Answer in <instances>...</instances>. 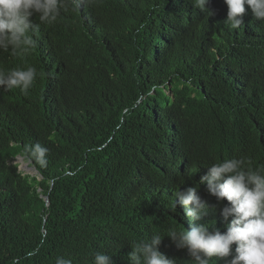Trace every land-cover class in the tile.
<instances>
[{"label": "trees", "instance_id": "16d2710c", "mask_svg": "<svg viewBox=\"0 0 264 264\" xmlns=\"http://www.w3.org/2000/svg\"><path fill=\"white\" fill-rule=\"evenodd\" d=\"M195 10L93 0L61 10L64 41L0 53V71L38 72L26 94L0 88V264H92L96 252L128 264L134 242L190 228L173 204L207 167L195 157L237 150L264 166V21L248 8L233 29ZM37 143L41 179L13 164Z\"/></svg>", "mask_w": 264, "mask_h": 264}, {"label": "clouds", "instance_id": "9594fccd", "mask_svg": "<svg viewBox=\"0 0 264 264\" xmlns=\"http://www.w3.org/2000/svg\"><path fill=\"white\" fill-rule=\"evenodd\" d=\"M92 1L0 0V53H28L38 47L42 36L53 43L64 41L63 32L57 34L61 10L73 7L81 11ZM194 6L204 12L205 23H216L217 15L224 14L225 23L239 29L248 8L255 19L264 21V0H220L218 4L194 0ZM37 76L35 67L0 71V88H19L26 94ZM47 151L37 143L25 149L24 157H18L30 166L32 159L44 166ZM245 155L236 150L231 156L195 157L197 162L205 160L202 165L207 167L197 175L194 187L174 193L178 200L173 204L184 209L190 228L169 227L165 235L154 233L150 239L134 242L126 257L128 264H264V166L257 167ZM35 176L41 179L39 174ZM165 237L171 243L168 253ZM55 264H73V260L58 255ZM92 264H114L113 255L96 252Z\"/></svg>", "mask_w": 264, "mask_h": 264}, {"label": "water", "instance_id": "95a60500", "mask_svg": "<svg viewBox=\"0 0 264 264\" xmlns=\"http://www.w3.org/2000/svg\"><path fill=\"white\" fill-rule=\"evenodd\" d=\"M16 163L19 164V170H21L24 174H28L31 176H35L38 174L36 168L30 166L29 163H25L24 159L22 157L19 158V161H18V157H17ZM45 202H46V205L49 206V198L48 197L45 198Z\"/></svg>", "mask_w": 264, "mask_h": 264}, {"label": "rangeland", "instance_id": "374dc122", "mask_svg": "<svg viewBox=\"0 0 264 264\" xmlns=\"http://www.w3.org/2000/svg\"><path fill=\"white\" fill-rule=\"evenodd\" d=\"M19 158H20V157H18V161H19ZM224 232H225V231H224Z\"/></svg>", "mask_w": 264, "mask_h": 264}]
</instances>
